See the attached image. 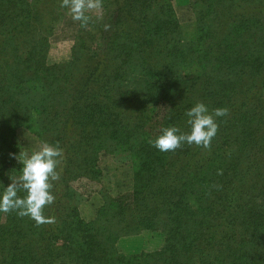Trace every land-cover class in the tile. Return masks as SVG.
Instances as JSON below:
<instances>
[{
	"label": "trees",
	"instance_id": "16d2710c",
	"mask_svg": "<svg viewBox=\"0 0 264 264\" xmlns=\"http://www.w3.org/2000/svg\"><path fill=\"white\" fill-rule=\"evenodd\" d=\"M219 1L201 0L187 27L159 0H102L70 59L50 64L61 0H0V183L32 151L20 131L64 150L43 213L54 222L0 212V264H264V1ZM196 102L228 109L210 146L157 150ZM119 155L132 186L96 188L93 209L86 188ZM149 232L156 249L119 247Z\"/></svg>",
	"mask_w": 264,
	"mask_h": 264
},
{
	"label": "clouds",
	"instance_id": "9594fccd",
	"mask_svg": "<svg viewBox=\"0 0 264 264\" xmlns=\"http://www.w3.org/2000/svg\"><path fill=\"white\" fill-rule=\"evenodd\" d=\"M61 7L66 8L72 20L78 21L82 28L88 27L92 19L87 14L89 11L95 10L97 20L102 18V0H61ZM227 114L225 107L210 111L203 102H196L185 111L187 131L176 125L162 127L152 144L160 152L174 151L183 144L208 148L218 131L217 118ZM63 160V148L47 141H41L39 147L30 153H22L18 160L21 165L18 174L6 186L0 183V212H15L37 223L54 222L51 218L46 219L43 213L44 207L55 200L52 182L60 179Z\"/></svg>",
	"mask_w": 264,
	"mask_h": 264
},
{
	"label": "rangeland",
	"instance_id": "374dc122",
	"mask_svg": "<svg viewBox=\"0 0 264 264\" xmlns=\"http://www.w3.org/2000/svg\"><path fill=\"white\" fill-rule=\"evenodd\" d=\"M230 1L231 0H221L219 1L218 6H221V8L227 7L226 5H228ZM159 2L162 5H171L178 23L184 24L187 27H190V23L193 22L196 16L197 9L202 7L204 3L201 2V0H159ZM257 6L258 9L255 13L264 20V5ZM62 11L61 19L54 25L51 35L49 36L47 62L50 64L69 60L72 47L76 46L80 41V39L76 37L78 21L72 20L66 8ZM87 14L92 18L96 17L95 10H91ZM104 20L105 25L110 23L109 14L105 16ZM261 135L264 137V131H262ZM18 139L21 141V144L28 149H37L36 139L30 134L20 131ZM261 146L264 149L263 141ZM257 154H259V151ZM120 156L121 155H119V157H101L100 167L103 177L98 183L94 182L91 183V185H88L84 194L85 197L83 196L84 198H87L88 204H91L93 209L101 203V198L96 188H99L100 186L104 188L106 187L107 190L112 193L117 191L126 192L131 188L132 179L130 163L126 162L125 159L120 158ZM260 161L262 162L263 160ZM160 240L161 238L158 235L149 232L140 235H132L130 237H123L119 241V247H121L123 252L127 253H138L141 251L149 252L159 247Z\"/></svg>",
	"mask_w": 264,
	"mask_h": 264
}]
</instances>
